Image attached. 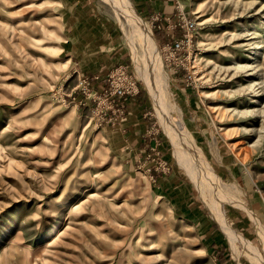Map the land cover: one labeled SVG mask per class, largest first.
<instances>
[{"label":"rangeland","instance_id":"374dc122","mask_svg":"<svg viewBox=\"0 0 264 264\" xmlns=\"http://www.w3.org/2000/svg\"><path fill=\"white\" fill-rule=\"evenodd\" d=\"M117 1L0 0V264H261L234 250L210 205L216 185L194 170L230 187L221 210L264 260V0H171L167 17ZM180 9L198 35L167 64L159 37H181ZM151 60L170 80L160 104ZM120 66L147 96L143 143L119 103L135 95L118 115L99 111Z\"/></svg>","mask_w":264,"mask_h":264},{"label":"bare ground","instance_id":"6f19581e","mask_svg":"<svg viewBox=\"0 0 264 264\" xmlns=\"http://www.w3.org/2000/svg\"><path fill=\"white\" fill-rule=\"evenodd\" d=\"M118 2V3H117ZM117 2H115V3H117V4H119L120 3V5H121V3H122V8L123 7H126V8H128L129 9V7H130V0H118ZM126 8H123V10L124 9H126ZM129 10H127V12H128ZM131 13V12H130ZM135 13V12H134ZM135 15H136V13H135ZM131 16L133 17V18H135V16H134V14H131ZM137 16V15H136ZM140 18H138V20H139ZM131 20V19H130ZM136 18H135V23H136V25H137V27H139V29L141 30L140 31V33H139V38H140V40H141V43H142V45H143V48H144V53H146V55H149L150 57H151V55L153 56V58L155 59L156 58V54H157V45H156V41H155V39H154V36H153V33H152V31L150 30V28L144 23V22H139ZM135 30H136V28H135ZM139 40V41H140ZM148 53V54H147ZM148 56V57H149ZM159 57V56H158ZM152 58V57H151ZM144 59H145V57H144ZM153 59V60H154ZM159 59H161V58H159ZM153 60H151L153 63L154 62H156V65H157V61L155 60V61H153ZM147 62V61H146ZM150 62V61H149ZM151 62V63H152ZM148 63V62H147ZM151 63H149V64H151ZM152 63V64H153ZM146 64V63H145ZM155 65V64H154ZM163 65V64H162ZM152 67V70H153V65L151 66ZM158 69H157V71H155L154 72V77H155V80H151L150 82H149V90H150V93H151V95H152V97H153V99L156 101V104H158L159 102H160V99H161V95H162V93H161V85H163V84H165V88L166 89H168V87H169V85H170V80H169V77H168V75H166V70L165 69H161V67L162 66H156ZM242 67H244V68H246V67H249V66H247V65H244V66H242ZM147 69V68H146ZM152 72V71H151ZM150 72V73H151ZM152 75V74H151ZM153 77V76H152ZM148 79V78H147ZM153 79V78H152ZM163 96V95H162ZM163 100V99H162ZM164 101H165V99H164ZM257 101V99L255 98V97H253V99H252V102H256ZM160 104V103H159ZM167 106V105H166ZM167 110V109H166ZM170 111V110H169ZM168 111V112H169ZM164 114V113H163ZM174 120V119H173ZM170 124V123H169ZM188 135V134H187ZM190 135H188V137H189ZM177 138V137H176ZM190 138V137H189ZM182 140V139H181ZM192 142H193V140H192ZM186 144H187V142H185ZM193 144V143H192ZM194 145V144H193ZM184 146H187V145H184ZM183 146V147H184ZM192 146V145H191ZM190 146V147H191ZM190 147H187V149L186 148H184V150L186 149V151L188 152V153H190V155L193 157V159H194V161H197V162H200V163H202L203 162V153H201L200 151H198L197 150V148H196V146H192L191 148ZM180 148V147H179ZM181 149V148H180ZM187 153V154H188ZM185 155H186V153H185ZM185 155H183V156H185ZM186 157V156H185ZM184 157V159H187V157L185 158ZM190 159V158H189ZM191 160V159H190ZM183 161H185V160H183ZM204 161H206V159L204 158ZM181 162V161H180ZM187 162H190V161H187ZM186 162V163H187ZM191 163V164H190ZM188 165H191V167H192V162H190ZM195 163V162H194ZM186 164V165H187ZM197 163H195V166H197L196 165ZM199 165V164H198ZM201 165V164H200ZM204 165L206 166V164L204 163ZM185 166V165H184ZM194 166V167H195ZM186 167V166H185ZM189 167H187V170H190V169H188ZM197 169H198V167H196ZM203 169L200 171H198L197 169L196 170H194V172L196 171V175L198 176V177H200V178H197V179H200V181L199 182H201L202 183V185L204 184V186L206 187H208L209 185H208V183H210V184H213L212 182H214L215 184H213V185H216V187H215V191H214V193L216 194L215 196H214V199L212 200V202L210 203V205H211V208L214 210V213H215V217H216V219L218 220V222H219V224L221 225V227H222V229H223V231L225 232V234H226V236H228V238H229V240H230V244H232V246H233V248H234V250L236 251V252H238L239 253V248H240V246H242V249L244 250V253L246 254V255H248V256H251V257H255V258H257V260L261 263V264H264V260L262 259L263 257H261V253H260V251H258L254 246H253V243H251L248 239H246V238H244L238 231H236L233 227H232V225H231V221H229L227 218H226V216H225V214H223V212H222V210H221V208H223L222 207V204H221V198H222V196H224V198H226L225 197V195H224V193L225 194H228V196H230L231 197V195H229L230 193V187L227 185V184H221V182L218 180V177H217V175L212 171V169L210 170V169H208L207 167H202ZM210 168V167H209ZM193 170V169H192ZM210 170V171H209ZM191 171V170H190ZM188 173H191V172H189L188 171ZM195 176V175H194ZM195 178V177H194ZM196 180V179H195ZM199 187H200V185H198ZM231 187H233V186H231ZM201 188H203V187H200V189ZM232 189V188H231ZM206 190H207V188H206ZM209 191V190H208ZM202 195H204V196H206L205 194H207V193H205L204 194V192L202 191ZM211 193V192H210ZM213 193V192H212ZM203 196V197H204ZM207 197V196H206ZM209 198H210V196H209ZM228 199H230V198H228ZM233 199V198H232ZM206 201H207V199H205ZM210 200V199H209ZM222 202H224V201H222ZM236 202V201H235ZM250 211H252V210H250ZM257 220V219H256ZM260 222V221H259ZM256 223V222H255ZM260 227V226H259ZM263 227V226H262ZM258 236H259V240H260V242H261V244H262V247H263V249H264V230H263V228H260V230H259V234H258ZM245 255V256H246ZM249 258V257H248Z\"/></svg>","mask_w":264,"mask_h":264},{"label":"built area","instance_id":"2783aa9c","mask_svg":"<svg viewBox=\"0 0 264 264\" xmlns=\"http://www.w3.org/2000/svg\"><path fill=\"white\" fill-rule=\"evenodd\" d=\"M159 18L156 17V20ZM175 23V22H174ZM174 23H164L168 27L176 26ZM181 27L182 35L175 38L171 43L163 46V56L167 64H177L184 55L183 53L191 52L198 35V25L194 19L188 18L183 9L179 10L178 24ZM162 28V25H158ZM139 92L138 80L127 71L124 66H120L110 74L108 89L101 91L99 95V111L105 113L108 109L112 110V115L122 113L121 107L118 105V98L127 94L136 95ZM107 113V112H106ZM99 114V113H98Z\"/></svg>","mask_w":264,"mask_h":264},{"label":"crops","instance_id":"0c3cea01","mask_svg":"<svg viewBox=\"0 0 264 264\" xmlns=\"http://www.w3.org/2000/svg\"><path fill=\"white\" fill-rule=\"evenodd\" d=\"M139 7H143L147 12L152 11H162V16L164 17L173 15L175 4L172 3L171 0H134ZM166 13V15H165ZM177 33V32H176ZM178 36V35H177ZM159 40L163 43V46L168 42V39L163 36L159 37ZM146 94L144 92H138L133 97H123L122 99H119V103L121 106L129 107V110L133 108V116H131V120L129 121L130 116L128 115V122L126 124H129V134L133 136V139H139L144 142L146 141L145 131L148 129V121H146L145 116L146 113H144V107L146 105ZM147 147V145H146Z\"/></svg>","mask_w":264,"mask_h":264}]
</instances>
